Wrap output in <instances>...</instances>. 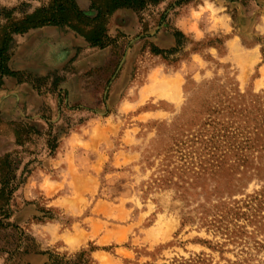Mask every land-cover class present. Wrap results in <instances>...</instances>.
<instances>
[{"label":"rangeland","instance_id":"1","mask_svg":"<svg viewBox=\"0 0 264 264\" xmlns=\"http://www.w3.org/2000/svg\"><path fill=\"white\" fill-rule=\"evenodd\" d=\"M47 1L0 0V12ZM106 28L105 46L58 25L13 36L0 264H264V0H160L114 11ZM101 153L96 184L76 181ZM59 173L55 195L95 188L81 213L24 198L26 181L52 188ZM97 199L115 215L90 214ZM23 207L34 212L20 222ZM94 216L103 228L77 243L41 230Z\"/></svg>","mask_w":264,"mask_h":264},{"label":"trees","instance_id":"2","mask_svg":"<svg viewBox=\"0 0 264 264\" xmlns=\"http://www.w3.org/2000/svg\"><path fill=\"white\" fill-rule=\"evenodd\" d=\"M158 1L160 0H89L87 10H83L76 0H48L29 12H23L19 17L13 16V10L3 9L0 12V18L3 20L0 22V84L4 76L12 75L7 62L15 34H22L31 28L45 25L67 26L90 44L105 46L113 42L107 35L106 24L114 11L123 8L138 10ZM9 157L4 156L0 162L2 174L3 162L6 167H12L14 164ZM9 178L2 176L0 180V198L6 191ZM81 256L82 254L73 264H80Z\"/></svg>","mask_w":264,"mask_h":264},{"label":"crops","instance_id":"3","mask_svg":"<svg viewBox=\"0 0 264 264\" xmlns=\"http://www.w3.org/2000/svg\"><path fill=\"white\" fill-rule=\"evenodd\" d=\"M72 138V137H71ZM68 138L67 140L71 139ZM66 140V142H67ZM66 144V143H64ZM64 146V145H63ZM66 152L64 153L65 156H63V158H65L64 162H66V164H64L62 167H64L68 172L70 169V161L72 159H74L75 155L74 152L77 151L74 148L77 147V145L75 146H66ZM94 147H98V146H94ZM120 148H116L114 149L115 151H118ZM96 151L98 152L99 150L96 149ZM99 157H101V159H99ZM103 159V154L101 153V155H97L96 158L90 160V164L89 166L93 168V170L91 171H87L85 173H83V175H81V173H78L76 175L77 179H75L76 181H78L79 183H89L90 185H95L96 184V175H97V170L95 169V165L100 163ZM53 164L52 161H49L47 163L46 166H51ZM61 173V172H60ZM59 173V180L57 181V183L52 187V188H48L46 186H44L43 184L41 185H37L36 183H31L29 181H26L24 186H23V196L26 199H32L35 198L36 200H38V203H42L44 204V206H51L49 208H51L52 210L54 209H58L61 211V213L63 214H78L81 213L85 207V205L88 202V198L86 197V195L88 194L89 191L93 192V190L95 189L93 186L92 187H86V191H79L77 192V194L75 195V193L70 194L69 192H65L63 194H59V195H55V190H58V188H60L66 181V177H62ZM83 179V180H82ZM75 183V182H74ZM34 185V186H33ZM34 187H37L38 189H35ZM78 189V188H77ZM85 189V188H83ZM90 194V193H89ZM110 206V202L105 201V199H97L94 201L93 205L90 207V214H97V215H103L105 216L107 214V216L109 214L111 215H115L116 212H110V210L112 209V207L109 210H106V207ZM115 206H119V203L116 204ZM34 211H32V208H26L23 207L21 208L19 214V221L23 222L24 220H26L28 217H30L32 215ZM98 217L94 216V218L91 220L90 223V227L88 229H84L81 228V225L79 222L73 223L70 226V229H64L61 230L59 229V223L56 222L55 220L50 221L48 224L44 225L41 227L42 231H47L49 238H55V237H61L64 240H66L68 237L73 238L74 240L72 242H80L84 235L87 234L86 230H88L89 232H93L98 230V226L99 224H101V229L103 228L102 224L103 223H99L97 221ZM106 231L109 229L108 226L105 227ZM83 231H85V233H83Z\"/></svg>","mask_w":264,"mask_h":264},{"label":"bare ground","instance_id":"4","mask_svg":"<svg viewBox=\"0 0 264 264\" xmlns=\"http://www.w3.org/2000/svg\"><path fill=\"white\" fill-rule=\"evenodd\" d=\"M64 44H65V43H64ZM51 46H52V45H51ZM33 48H34V47H33ZM28 52H29V51H27V53H28ZM27 53H26V54H27ZM44 53H45V52H44ZM29 54H30V53H29ZM45 55H46V54H45ZM32 57H33V56H32ZM168 83H169V82H168ZM166 85H167V84H166ZM170 98H171V97H170Z\"/></svg>","mask_w":264,"mask_h":264}]
</instances>
